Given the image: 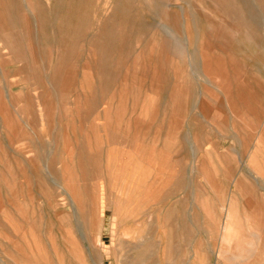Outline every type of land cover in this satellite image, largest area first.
<instances>
[{"label": "rangeland", "instance_id": "374dc122", "mask_svg": "<svg viewBox=\"0 0 264 264\" xmlns=\"http://www.w3.org/2000/svg\"><path fill=\"white\" fill-rule=\"evenodd\" d=\"M0 1V264H264V0Z\"/></svg>", "mask_w": 264, "mask_h": 264}, {"label": "bare ground", "instance_id": "6f19581e", "mask_svg": "<svg viewBox=\"0 0 264 264\" xmlns=\"http://www.w3.org/2000/svg\"><path fill=\"white\" fill-rule=\"evenodd\" d=\"M0 3H1V1H0ZM3 12H4V15H3ZM1 14H2V21H3L4 26L5 25L6 26L14 25V23H13L14 19L12 18L11 14L9 13V10L7 9V7H5V6L2 7ZM3 25H2V23H0V27H2Z\"/></svg>", "mask_w": 264, "mask_h": 264}]
</instances>
